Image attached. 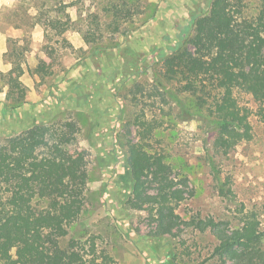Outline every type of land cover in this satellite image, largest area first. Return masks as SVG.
<instances>
[{
  "label": "rangeland",
  "instance_id": "obj_1",
  "mask_svg": "<svg viewBox=\"0 0 264 264\" xmlns=\"http://www.w3.org/2000/svg\"><path fill=\"white\" fill-rule=\"evenodd\" d=\"M209 2L0 0V103L7 92L1 74L14 76L15 50L22 54L21 80L28 87V103L14 114L5 115L0 105V137L41 121L78 123L69 150L87 153L90 180L84 213L69 238L95 236L97 247L114 259L109 264H223L211 258L217 243L212 233L187 228L156 238V217L147 205L139 210L130 202L126 147L139 140L137 116L160 122L148 148L164 155L174 189L183 193L173 203L182 220L214 218L235 226L245 207L264 229V123L257 103L237 94L241 105L254 110L253 139L224 154L213 145L216 130L206 112L162 73L161 58L192 34L194 18L209 11ZM249 5L254 13L257 0ZM89 31L103 38L98 46L87 42ZM214 168L229 179L234 200L223 196ZM156 191L154 185L149 193Z\"/></svg>",
  "mask_w": 264,
  "mask_h": 264
},
{
  "label": "trees",
  "instance_id": "obj_2",
  "mask_svg": "<svg viewBox=\"0 0 264 264\" xmlns=\"http://www.w3.org/2000/svg\"><path fill=\"white\" fill-rule=\"evenodd\" d=\"M250 1L210 0L209 11L194 18L192 34L161 58L164 79L193 99L197 110L206 112L207 122L216 130L213 145L224 154L253 139L254 110L241 105L238 93L251 96L264 123V0H257L254 13ZM115 13L120 17L121 9L115 7ZM88 34L92 46L103 39ZM12 55L14 76L1 74L7 86L0 103L5 115L28 103V87L21 80L26 73L20 65L22 54L15 50ZM182 107L188 105L183 102ZM134 122L140 132L139 140L126 147L129 200L139 210L147 205L156 217L154 237H175L187 228L210 232L217 241L211 258L223 264H264V229L255 212L239 209L235 226L214 218L184 221L176 214L173 203L181 201L183 193L174 189L164 155L148 148L160 122L141 116ZM79 132L76 121L61 119L0 137V264L114 262L106 249L97 247L95 236L69 238L71 226L84 213L90 180L87 153L69 150ZM213 172L223 196L234 200L229 179L223 181L216 168ZM154 185L155 195L149 193Z\"/></svg>",
  "mask_w": 264,
  "mask_h": 264
},
{
  "label": "crops",
  "instance_id": "obj_3",
  "mask_svg": "<svg viewBox=\"0 0 264 264\" xmlns=\"http://www.w3.org/2000/svg\"><path fill=\"white\" fill-rule=\"evenodd\" d=\"M19 110V109H18ZM41 122H45V121H41ZM47 122V121H46Z\"/></svg>",
  "mask_w": 264,
  "mask_h": 264
}]
</instances>
